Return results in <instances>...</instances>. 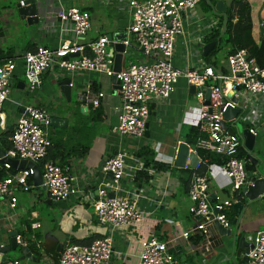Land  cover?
<instances>
[{"label": "crops", "instance_id": "obj_1", "mask_svg": "<svg viewBox=\"0 0 264 264\" xmlns=\"http://www.w3.org/2000/svg\"><path fill=\"white\" fill-rule=\"evenodd\" d=\"M21 1L27 0H0V63L15 64L9 100L2 108L4 120L0 121V151H6L5 147L10 145V129H13L22 109L27 105L42 108L48 119L64 122L62 127L43 125V129L51 143L48 159L67 169L73 182L69 198L62 202L47 200L43 187H36L32 178L29 179L32 187L27 192L21 189L14 191L17 200L14 210L8 209V199L0 200V225L5 211V215L9 213L14 222L9 227L4 225L6 231L0 226L1 247L8 246L5 233L16 230L24 240L25 247L35 257V264H57L66 246L75 243L91 244L95 239L108 238L114 251L111 264H138L141 243L156 238L166 244L175 264H247L243 259V249L236 244L232 256L231 239H221L213 226L210 227L208 236L194 233L182 238L184 233L194 228L197 220L188 213L190 203L182 184L185 175L181 171L190 167L180 169L173 164L178 145L184 143L185 135L197 126L198 114L196 106L189 104L190 101H196L195 95L189 92L190 88L183 81H179L174 87L169 99L150 107L146 124L147 136L144 135L140 140L111 132L117 124L116 109L121 104L120 94L113 90L111 78L97 74L70 75L54 68L43 75L38 90L29 92L27 89L22 61L24 55L39 46L56 48L61 42L72 39L71 34L61 32L62 26L56 16L61 8L74 7L89 14L90 30L80 40L82 44H88L101 36L118 34V30L123 31L131 43L126 48L128 57L134 63L140 62L142 57L128 34L131 22L128 0H34L40 19L37 25L31 27H26L17 16L16 6ZM260 1L263 4L264 0ZM205 7V2L200 3L195 12L184 19L183 34L176 38L174 45L173 64L176 68L185 69L191 65L195 69H201L207 65L202 59L201 46L206 45L203 40L211 32L208 33L204 27L210 23L217 26V18L221 13L212 14L210 11L206 18ZM251 17L253 36L258 39L261 34L264 35V15L256 2L252 6ZM63 28H68V25ZM222 49L226 50V47ZM126 58L122 59L121 67L130 63H126ZM218 61L222 63L216 68L225 72L224 55ZM66 80L70 82L68 99L60 91L61 83ZM87 88H90L92 96L103 93V99L96 102L87 100ZM255 99L256 97H247L245 101L249 108L241 119L244 129L255 131V143L250 154L256 160L253 163L246 160L248 153L245 148L243 150L248 182L260 178L255 173L256 168L264 176V107L254 108L252 103ZM90 113L95 120H91ZM228 131L238 135L233 125ZM143 146L152 151L156 162L169 168L159 172L150 169L147 171L149 181L139 188L133 180L124 178L122 187L136 188L142 194L139 206L149 215L133 227L111 228L98 225L93 205L98 199L97 191L110 182L102 171L104 163L118 150H122L142 165L135 153ZM194 154L198 158L197 152ZM37 167L42 172L40 165ZM220 167L221 165L212 164L206 171L210 183V207L227 200L231 191L230 182ZM243 204L246 206L247 202L244 200ZM228 216L235 219L233 208ZM157 228L159 231H156ZM233 228L231 227L232 230ZM236 229L237 234L244 236L246 241H250L252 234L264 230V195L244 207ZM199 236H202L201 239H197ZM59 245L62 246L61 251L57 249ZM19 257V253L12 258L3 255L0 264ZM23 262L30 263L28 260Z\"/></svg>", "mask_w": 264, "mask_h": 264}, {"label": "built area", "instance_id": "obj_2", "mask_svg": "<svg viewBox=\"0 0 264 264\" xmlns=\"http://www.w3.org/2000/svg\"><path fill=\"white\" fill-rule=\"evenodd\" d=\"M202 2L211 7L212 14L218 13L215 10V0H128L127 7L131 16L128 34L142 58L140 62L121 67L118 73L113 70V60L109 55L110 42L106 37H98L88 44L80 42L90 30V16L74 7L61 8L56 14L62 26L61 32L71 34L72 39L61 42L56 48L39 46L33 52H27L22 59L29 92L38 90L43 75L54 68L70 75L97 74L111 79L115 77L119 83L121 104L116 109L117 124L111 132L133 140L143 138L150 107L169 99L179 81H183L187 88L194 87L199 136L193 148L188 146L189 152L202 151L223 157L224 163L220 168L230 182L231 191L227 200L210 207L208 174L193 176L187 192L190 203L188 213L197 221L194 228L184 233L182 238L194 233L208 236L214 222L225 229L231 228L227 215L233 205L239 202L235 196L244 187L251 185L244 157H239L240 150H244L243 140L228 131L226 124L234 127L233 122L224 123L222 120L225 110L235 107L227 95L238 89L234 97L243 103L245 111L242 117L249 108L245 101L247 97H256L252 103L254 108L264 107V68L249 60L243 51L225 57V72L208 65L201 69H195L191 65L185 69L174 66L175 40L183 34L184 19L191 16ZM19 4L20 7L24 6L23 1ZM66 25L68 28L64 29ZM204 28L210 33L216 29V25L210 23ZM123 44L126 48L131 45L128 39ZM14 71L13 62L0 65V118L4 104L9 100V79ZM206 90H209L208 100H205ZM103 97V93L92 96L90 88L86 89L87 100L96 102ZM206 101L208 104H205ZM47 120L48 115L44 109L32 105L23 108L9 138L10 148L0 156V170H13L11 161H26L36 166L44 161L51 146L42 125H47ZM248 131L255 136L253 129ZM102 171L110 174L111 180L97 191L98 199L93 206L98 225L111 228L133 227L149 215L139 206L142 194L136 188L122 187L124 178L133 180L135 174L142 171V165L136 159L118 150L104 163ZM32 175L31 169H15L13 173L0 179V200L8 199L10 211L17 204L14 191L21 189L27 192L32 187L28 184ZM41 176V187L49 193L51 201L62 202L69 198L73 178L67 169L49 161L43 165ZM108 195L113 197L109 198ZM213 210L216 215H213ZM4 217L9 225L14 224L9 213ZM15 242L19 247H25L24 240L18 234ZM113 253L111 241L99 238L88 246H66L57 264H111ZM3 264L32 263L16 259ZM138 264H175V260L165 243L150 238L141 243ZM247 264H264V230L256 234L253 247L247 254Z\"/></svg>", "mask_w": 264, "mask_h": 264}, {"label": "water", "instance_id": "obj_3", "mask_svg": "<svg viewBox=\"0 0 264 264\" xmlns=\"http://www.w3.org/2000/svg\"><path fill=\"white\" fill-rule=\"evenodd\" d=\"M215 10L219 13H224L226 12V8L222 1H218L215 4ZM16 13L17 16L19 17L20 22H24L26 27H31L35 26L38 24V21L40 19L39 17V12H38V7L35 4L34 0H27L24 2V6L20 7V5L16 6ZM118 34H109L106 36V39L110 42L109 46V55L113 60V70L115 73L120 72L121 70V64H122V59L124 57H128L129 54L126 53V47L124 46V42L127 40V34H125L123 31L118 30ZM216 46L215 42H211L206 45H202V56L207 57V55L213 50V48ZM112 85H113V90L114 91H119V83L113 77L111 79ZM12 83V78L9 79V84L11 85ZM70 82L68 80L63 81L61 83L60 91L64 97L68 99L69 94H70ZM189 92L191 94H194L195 89L194 87H190ZM238 92V89H236L232 94H228L227 97L231 100V103L235 106L234 108H227L225 112L222 114V120L224 123L228 122H233L234 127H236L237 132L239 137L243 140L244 148L247 151L246 155V160H248L250 163H253L254 159L252 155L250 154L255 143V137L252 136L248 129H244L241 118L242 115L245 111L243 108V103L240 101L239 98H235L234 95ZM209 98V90H206L205 92V100H208ZM205 104H208L206 101ZM23 111V109H22ZM210 112V111H209ZM3 116V115H2ZM4 117L0 118V121L3 122ZM45 123H42L44 125ZM62 124H64L63 121L50 118L47 120V125L48 126H54V127H62ZM147 129V125L145 127ZM226 129V127H224ZM12 130V129H10ZM145 137L147 136V132H145ZM4 154V151H0V156ZM198 165V158L193 152H189V147L185 143H180L178 145L177 151H176V156L174 160L173 166L175 168H180L183 169L185 167H190V168H196ZM11 167L13 170L18 169H31L33 171L32 175V180L33 183L36 187H41L42 184V176L41 172L39 171L38 167L30 162L26 161H21V162H16V161H11ZM255 173L260 176L259 179H255L251 182V185H247L245 188L242 189L241 195L243 200L247 202L246 206L253 203L256 201L259 197L264 195V176L261 174V172L258 170V168L255 169ZM106 177L111 180V175L106 174ZM42 191L45 193V197L47 200L51 202L49 193L46 192L44 188H42ZM109 198H112V195H108ZM242 202H237L233 205V210L235 214V219L232 222V227L229 229L223 228L219 223L214 222V228L217 231V234L221 239H226L230 240L231 239V249H232V256L234 255V248L235 245L237 244L240 249H243L244 252V257L243 259L247 261V254L248 252L252 249L255 236L256 234H252L250 236V241H246L244 236H240V234H237V225L240 220V216L244 210V207H246ZM94 211V209H93ZM216 211L213 210V215H216ZM2 224L0 225L2 227V230H5V226L9 227L8 221L6 218L3 216L1 217ZM5 225V226H4ZM6 231V230H5ZM7 235L8 239V246L7 247H1L0 245V263L2 261L3 255H7L10 252H18L20 254L19 260L20 261H25L28 260L30 263L35 264L36 259L30 252V250L26 247H19L16 242H15V236L17 235L16 230L8 231L5 233ZM4 235V234H3ZM58 251L62 250V246H58ZM228 259V258H227ZM226 261H222V263H225Z\"/></svg>", "mask_w": 264, "mask_h": 264}, {"label": "trees", "instance_id": "obj_4", "mask_svg": "<svg viewBox=\"0 0 264 264\" xmlns=\"http://www.w3.org/2000/svg\"><path fill=\"white\" fill-rule=\"evenodd\" d=\"M220 0H215L218 2ZM252 2V4H251ZM254 2H256L258 8L260 9L262 6V2L260 0H233L230 2L228 7L226 8V12L221 13V15L217 18V26L216 29L211 31L209 35H207L203 43L209 44L211 42H215L216 46L213 50L207 55V57L202 58L204 63L208 66H212L214 68L217 67V60H213L212 58L223 48L226 47L224 57L232 55L236 52L243 51L245 52L247 58L249 60H253L259 67L264 68V35L261 34L258 39H255L253 36L254 27L253 21L251 17L252 6L254 7ZM212 11L211 7L206 4L205 13ZM35 49L30 50L29 52H33ZM87 54V51H86ZM4 63H0L3 65ZM95 106H98L97 104ZM97 111V110H95ZM91 120H95L93 118V114L90 113ZM230 125V126H229ZM226 127L229 129L232 127L231 124H226ZM235 133V132H234ZM12 133H9L11 136ZM199 136L198 126L193 127L189 130V132L183 138V142L193 148L195 140ZM10 145L5 147V150H8ZM50 149H48V153L43 162L39 165L42 168L46 162H51L48 159L50 154ZM198 158L200 159V163L196 168H186L181 172L185 175L184 179H182L183 187L188 192V188L193 176H204L208 169L209 165L216 164L222 165L224 163V158L212 153H206L202 151H196ZM68 156V155H66ZM135 157L140 159L142 163V171L135 174L133 182L139 188L143 185V183H147L149 181V176L147 175V170L153 171H165L169 167L162 163H158L154 160V154L149 150L148 147H141L136 153ZM239 157L245 159V153L243 149L239 152ZM62 160V159H61ZM38 165V166H39ZM60 166V165H59ZM63 168V166H60ZM246 168V167H245ZM247 169H251V167H247ZM13 173L12 170H0V179L7 176L8 174ZM28 184H31V181L28 180ZM235 198L239 202H244L241 192L236 194ZM228 222L232 226L233 217H227ZM156 231H159L158 228ZM201 235V234H200ZM202 236H199L197 239H201ZM87 244L75 243V245L79 246H88Z\"/></svg>", "mask_w": 264, "mask_h": 264}, {"label": "rangeland", "instance_id": "obj_5", "mask_svg": "<svg viewBox=\"0 0 264 264\" xmlns=\"http://www.w3.org/2000/svg\"><path fill=\"white\" fill-rule=\"evenodd\" d=\"M222 1V3L224 4V5H226V6H228L229 4H230V2L231 1H233V0H221ZM263 4H264V2H263ZM263 4H262V6H261V8H262V13H263V15H264V7H263ZM260 8V9H261ZM205 15H207V16H205L206 18L208 17V15H210V13H208L207 12V14H205ZM224 51L225 50H223V49H221L213 58H212V60H217V65H220L222 62V60L221 61H218V60H220V59H222L223 58V55H224ZM127 62H130V63H134V60H132L130 57H127L126 58V63ZM221 62V63H220ZM189 104L190 105H192V106H196L197 105V102L196 101H190L189 102ZM184 131H186V129H184ZM8 211V210H7ZM5 213H6V211L3 213L4 215H5ZM233 228V227H232ZM17 253L18 252H10V253H8L7 255H6V257L7 258H12V257H14V256H16L17 255ZM230 263H232V261H230Z\"/></svg>", "mask_w": 264, "mask_h": 264}]
</instances>
